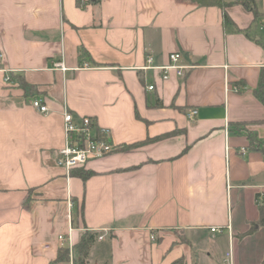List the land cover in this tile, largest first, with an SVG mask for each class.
Returning <instances> with one entry per match:
<instances>
[{
	"label": "crops",
	"instance_id": "1",
	"mask_svg": "<svg viewBox=\"0 0 264 264\" xmlns=\"http://www.w3.org/2000/svg\"><path fill=\"white\" fill-rule=\"evenodd\" d=\"M255 6L257 17L240 3L0 0V264L262 262L264 0ZM172 52L183 77L141 69ZM65 110L117 149L67 171Z\"/></svg>",
	"mask_w": 264,
	"mask_h": 264
},
{
	"label": "built area",
	"instance_id": "2",
	"mask_svg": "<svg viewBox=\"0 0 264 264\" xmlns=\"http://www.w3.org/2000/svg\"><path fill=\"white\" fill-rule=\"evenodd\" d=\"M261 27L264 28V19ZM1 57L2 54L0 53V58ZM168 58L169 62L167 64L155 65L153 63V57L148 56L146 58V64H144L141 69L160 70L162 80H167L170 77L171 71H174L177 76L183 77L185 69L189 66L180 64V54L178 52H172L169 54ZM53 68L66 69L62 62H55ZM8 80L9 75H6L4 81L7 82ZM146 88L152 90L154 85L149 83L146 85ZM31 105L41 113H45L48 110L47 105L41 98L32 99ZM196 114V109H191L187 112L189 118H193ZM63 131L65 143L59 150L60 156L58 164L63 166L67 171L73 167L84 165L91 159L99 158L117 149V146L109 140L108 129H95L92 119L89 116L82 117L79 122H76L72 113L65 110L63 112ZM210 230L220 232L222 231V227L212 226ZM64 239L63 235L58 236V240L63 241ZM70 249L71 247H69V250Z\"/></svg>",
	"mask_w": 264,
	"mask_h": 264
},
{
	"label": "trees",
	"instance_id": "3",
	"mask_svg": "<svg viewBox=\"0 0 264 264\" xmlns=\"http://www.w3.org/2000/svg\"><path fill=\"white\" fill-rule=\"evenodd\" d=\"M192 2H196L199 4H204V5H208V4H212V5H216L221 7L222 9H224L227 5H230L232 3H240L242 5H244L247 9L251 10L254 13V16H258V12L256 10V6H255V0H190ZM223 16H224V23H231L230 18L228 17V15L226 14L225 11H223ZM10 79V78H9ZM20 86L24 89H30L29 86H27V84L20 82ZM256 97L263 103L264 105V67L261 69L260 74H259V81H258V85L257 88L254 91ZM135 144H130L128 146H133ZM258 149H260V151H262L264 153V144L263 146H257ZM91 174L90 171H86L81 173V177L82 178H86L87 176H89ZM260 220L259 223L264 225V217H263V210H262V206H260ZM94 241V235L91 232H85L78 244V251L79 254L82 258L87 255L89 248L91 246V244ZM58 258H68V249L67 248H62L59 253H58ZM174 264H181V261H177ZM260 264H264V258L262 260V262Z\"/></svg>",
	"mask_w": 264,
	"mask_h": 264
},
{
	"label": "rangeland",
	"instance_id": "4",
	"mask_svg": "<svg viewBox=\"0 0 264 264\" xmlns=\"http://www.w3.org/2000/svg\"><path fill=\"white\" fill-rule=\"evenodd\" d=\"M260 206H262V210H263V217H264V201H263V203L260 205ZM255 254V253H254ZM253 254V255H254ZM254 258V257H253Z\"/></svg>",
	"mask_w": 264,
	"mask_h": 264
}]
</instances>
